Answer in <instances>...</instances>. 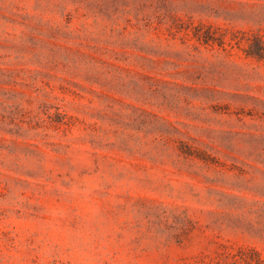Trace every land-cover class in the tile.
Here are the masks:
<instances>
[{"label": "rangeland", "instance_id": "374dc122", "mask_svg": "<svg viewBox=\"0 0 264 264\" xmlns=\"http://www.w3.org/2000/svg\"><path fill=\"white\" fill-rule=\"evenodd\" d=\"M255 34L264 0H0V264H264Z\"/></svg>", "mask_w": 264, "mask_h": 264}, {"label": "trees", "instance_id": "16d2710c", "mask_svg": "<svg viewBox=\"0 0 264 264\" xmlns=\"http://www.w3.org/2000/svg\"><path fill=\"white\" fill-rule=\"evenodd\" d=\"M195 32V36L205 42L215 41L217 38L210 31ZM247 46L243 47L248 56L255 57L259 60H264V36L255 34L246 38Z\"/></svg>", "mask_w": 264, "mask_h": 264}]
</instances>
